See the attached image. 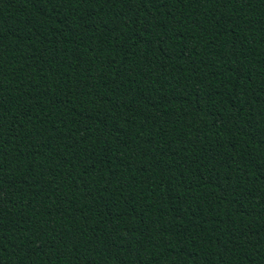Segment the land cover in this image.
Returning <instances> with one entry per match:
<instances>
[{"label":"trees","instance_id":"16d2710c","mask_svg":"<svg viewBox=\"0 0 264 264\" xmlns=\"http://www.w3.org/2000/svg\"><path fill=\"white\" fill-rule=\"evenodd\" d=\"M0 264H264V0H0Z\"/></svg>","mask_w":264,"mask_h":264}]
</instances>
